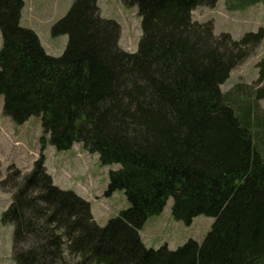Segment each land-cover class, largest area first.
Masks as SVG:
<instances>
[{
  "label": "trees",
  "instance_id": "trees-1",
  "mask_svg": "<svg viewBox=\"0 0 264 264\" xmlns=\"http://www.w3.org/2000/svg\"><path fill=\"white\" fill-rule=\"evenodd\" d=\"M121 1L140 18L136 52L119 47L120 26L101 17L98 0H71L50 29L68 38L53 57L20 26L23 1L0 0L2 114L15 125L36 117L42 131L30 172L8 176L14 191L1 222L13 227L15 264H264V58L254 91L220 90L264 28L234 40L192 20L218 0ZM257 2L227 0L238 9ZM46 144H81L101 166L118 165L104 197L122 191L129 207L97 225L88 201L54 185ZM169 198L176 221L214 219L201 243L145 247L140 230Z\"/></svg>",
  "mask_w": 264,
  "mask_h": 264
},
{
  "label": "rangeland",
  "instance_id": "rangeland-1",
  "mask_svg": "<svg viewBox=\"0 0 264 264\" xmlns=\"http://www.w3.org/2000/svg\"><path fill=\"white\" fill-rule=\"evenodd\" d=\"M22 1L24 7L21 11L20 26L34 31L46 54L61 56L68 38L66 35L52 37L50 29L66 14L71 0ZM98 8L101 17L119 24V47L126 52H136L141 38L140 18L136 8L125 7L121 0H98ZM191 15L193 21L211 22L216 36L228 33L234 40H239L245 33L264 28V2L238 9L232 6L228 8L227 0H218L215 7H198ZM1 43L0 36V47ZM262 58L264 39L233 68L228 80L220 86L221 92L226 94L237 86L241 87L240 91L243 93L254 91L256 64ZM245 98L242 94L238 100L242 102ZM2 104L0 98V264H15L12 253L13 227L1 222L14 191V184L10 183L8 176L15 169L20 171L21 176L30 172L34 162L40 158L42 131L40 120L36 117H31L22 125H15L8 117L3 116ZM257 105L259 112L264 110V98L259 100ZM253 108L257 110L256 107ZM45 140L47 141V137ZM43 155L44 167L54 185L73 191L88 201L97 225L104 226L110 218L129 207L122 191L104 197L108 172L118 169V165L101 166L97 154H91L81 144H74L71 149L61 152L46 144ZM172 203V198H169L162 213L150 217L144 223L139 234L145 247L157 249L167 245L170 250H174L188 240L201 243L210 231L214 219L207 216L193 218L190 225L174 220L171 215Z\"/></svg>",
  "mask_w": 264,
  "mask_h": 264
}]
</instances>
